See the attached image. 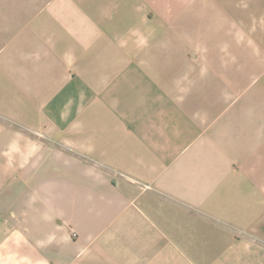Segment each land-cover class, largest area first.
<instances>
[{
    "label": "crops",
    "instance_id": "obj_1",
    "mask_svg": "<svg viewBox=\"0 0 264 264\" xmlns=\"http://www.w3.org/2000/svg\"><path fill=\"white\" fill-rule=\"evenodd\" d=\"M210 4L0 0V264H264V0L205 43ZM227 59L240 102L190 101Z\"/></svg>",
    "mask_w": 264,
    "mask_h": 264
},
{
    "label": "rangeland",
    "instance_id": "obj_2",
    "mask_svg": "<svg viewBox=\"0 0 264 264\" xmlns=\"http://www.w3.org/2000/svg\"><path fill=\"white\" fill-rule=\"evenodd\" d=\"M234 1L235 0H223V3L218 5L220 7H217L216 4L218 0H211L209 10L204 13H194L193 19H191L193 27L189 32H192L197 38H200V40H204L205 43H208L211 39L217 38L215 35L220 33L222 34L220 36L222 39L223 37L226 38V35H228V25L232 17L229 8L233 7ZM186 52H190L187 43H185L182 38L178 39L173 37L169 43L164 44L157 53V70L162 72L164 76L187 71ZM149 60L153 62L150 56ZM237 67L233 68L232 62L227 59L221 70H218V66L205 70L203 67L193 68L189 70L190 72L192 71V73L188 76V79L182 78L181 74L178 75V82L182 85L183 89H188V91L192 93V95H190V101L194 102V104L202 105L207 102L212 104L220 102V100L234 104L240 102V95H237L235 98L240 86L234 84V79L232 77V71L237 69ZM262 82H264V74L259 78V81L254 80L248 86V89L250 88L252 90L254 87L261 85ZM162 83L163 86L168 89H173L175 87V82L170 78H164ZM243 84L244 81L241 80V85ZM226 85L233 94L227 95V97L224 98L223 90ZM183 99L182 97L179 101ZM239 118L245 117L241 116Z\"/></svg>",
    "mask_w": 264,
    "mask_h": 264
}]
</instances>
